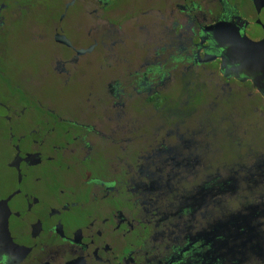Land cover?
Instances as JSON below:
<instances>
[{"label":"flooded vegetation","instance_id":"1","mask_svg":"<svg viewBox=\"0 0 264 264\" xmlns=\"http://www.w3.org/2000/svg\"><path fill=\"white\" fill-rule=\"evenodd\" d=\"M0 264H264V0H0Z\"/></svg>","mask_w":264,"mask_h":264},{"label":"rangeland","instance_id":"2","mask_svg":"<svg viewBox=\"0 0 264 264\" xmlns=\"http://www.w3.org/2000/svg\"><path fill=\"white\" fill-rule=\"evenodd\" d=\"M131 44H132V42H131ZM90 77H91V75L89 76V77H87V79H86V82H88L89 80H90ZM48 95H50V96H53L54 97V99H56V100H59L60 102H58L64 109H66V110H72L73 109V107H74V104H75V102H76V100H77V97H76V94H74V93H69V92H67L66 91V93L64 94V96H62L61 94H60V92H57V91H48ZM240 106V108H243V105L242 104H240L239 105ZM140 118H141V120H142V124H143V126H145L146 128L147 127H150V126H152V125H154L156 122H155V119H151V118H147L146 116H140ZM253 121H255V122H253L254 124V126L256 127L255 128V130H258L259 129V124L257 123V121H256V118H254V117H252L251 118ZM214 121H216V126H217V128H219V129H225V127H226V124H224L223 122H221V123H219V120H217V119H214ZM224 124V126H222ZM260 129H262V127L260 126ZM223 133V132H222ZM259 138H260V134H257V140H259ZM225 139V140H224ZM224 139L223 138H221V139H219L218 141H217V144H218V146H219V143L218 142H220V148H221V155H224V157H229L230 155H231V153H230V149H229V146L231 145V143L229 144V141L224 137ZM224 140V141H223ZM256 140V139H255Z\"/></svg>","mask_w":264,"mask_h":264}]
</instances>
